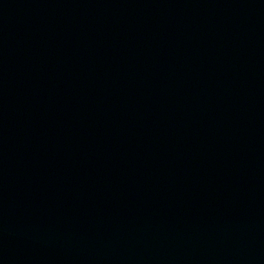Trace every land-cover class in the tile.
<instances>
[{
	"label": "water",
	"instance_id": "water-1",
	"mask_svg": "<svg viewBox=\"0 0 264 264\" xmlns=\"http://www.w3.org/2000/svg\"><path fill=\"white\" fill-rule=\"evenodd\" d=\"M0 264H264V0H0Z\"/></svg>",
	"mask_w": 264,
	"mask_h": 264
}]
</instances>
